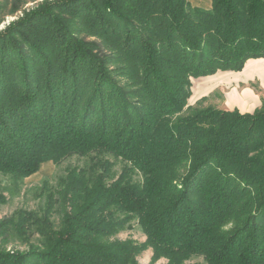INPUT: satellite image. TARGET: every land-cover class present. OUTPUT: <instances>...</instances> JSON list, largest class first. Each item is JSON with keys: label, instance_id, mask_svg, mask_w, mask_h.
Here are the masks:
<instances>
[{"label": "trees", "instance_id": "1", "mask_svg": "<svg viewBox=\"0 0 264 264\" xmlns=\"http://www.w3.org/2000/svg\"><path fill=\"white\" fill-rule=\"evenodd\" d=\"M261 58L264 0L24 12L0 31V174L19 190L47 162L91 164L44 184L41 215L0 223V264H138L145 248L169 264H264V101L252 114L188 105L193 79ZM108 156L125 163L117 179ZM133 221L143 245L111 240ZM10 229L27 251L6 248Z\"/></svg>", "mask_w": 264, "mask_h": 264}, {"label": "rangeland", "instance_id": "2", "mask_svg": "<svg viewBox=\"0 0 264 264\" xmlns=\"http://www.w3.org/2000/svg\"><path fill=\"white\" fill-rule=\"evenodd\" d=\"M43 2L44 0H37L35 2L29 0H0V7H2L0 9V31L22 17L24 12H29L37 8ZM16 9L19 11L12 13ZM238 77L239 75L233 73L217 75L214 79L216 80V84H218V89L210 96L199 101L190 98L188 105L192 108L211 106L232 111L235 107L233 104L239 96L238 93H241L244 89L243 85H237ZM256 90L258 91L257 86ZM107 159L114 162L112 172L117 179L121 175L125 163L121 160H115L110 156ZM90 164V158L78 156L66 159L59 166H56L53 162H47L41 166L38 173L25 179L19 190L15 188L9 177L0 174V194L5 198L4 203H0V223L13 218L18 211L34 212L41 215V210L45 206L44 184H47L48 189L56 190L59 179L65 177L68 169L88 168ZM141 179L140 176L135 177L137 181ZM53 222L58 225L59 216L57 214L53 215ZM229 227L227 226V228ZM111 240L132 241L136 245H143L146 242V236L137 221H133L127 224L116 236H113ZM30 241L32 244H39L40 236L34 232L30 233ZM7 242L6 248L8 250H28L27 243L22 241L12 229L7 233ZM137 262L138 264H169L166 258L153 260V250L151 248H145L140 251L137 255ZM183 264L206 263L202 257H194L185 261Z\"/></svg>", "mask_w": 264, "mask_h": 264}, {"label": "crops", "instance_id": "3", "mask_svg": "<svg viewBox=\"0 0 264 264\" xmlns=\"http://www.w3.org/2000/svg\"><path fill=\"white\" fill-rule=\"evenodd\" d=\"M193 7L210 10L212 0H188ZM233 73L239 75L237 85H243L244 89L236 98L232 110H238L242 114H252L262 106L264 101V58L249 60L242 71L218 72L215 75L192 80L191 99L199 101L210 96L218 89L214 79L217 75ZM256 86L258 91L256 90ZM237 94V93H236Z\"/></svg>", "mask_w": 264, "mask_h": 264}]
</instances>
